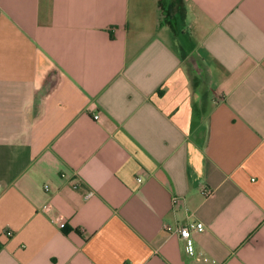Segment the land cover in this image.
<instances>
[{
  "label": "crops",
  "instance_id": "0c3cea01",
  "mask_svg": "<svg viewBox=\"0 0 264 264\" xmlns=\"http://www.w3.org/2000/svg\"><path fill=\"white\" fill-rule=\"evenodd\" d=\"M0 264H264V0H0Z\"/></svg>",
  "mask_w": 264,
  "mask_h": 264
},
{
  "label": "built area",
  "instance_id": "2783aa9c",
  "mask_svg": "<svg viewBox=\"0 0 264 264\" xmlns=\"http://www.w3.org/2000/svg\"><path fill=\"white\" fill-rule=\"evenodd\" d=\"M94 119H97L98 116L95 115L93 117ZM78 186V182L76 181L73 184V187L76 188ZM205 195H209L210 191L208 189L204 190ZM42 212L44 213H49L51 210V207L49 204H45L42 206L41 208ZM50 221L52 223H55L58 225V227L60 229H63L65 227V220L62 217V215L60 214H53L50 216ZM166 231H170V232H175L178 234V236L186 241L187 244V248L188 251L191 253L192 252V243H191V233L194 232H202L204 230V225L201 222H190L188 223L186 226L183 227H175V228H171L169 226L165 227ZM6 236L11 237L12 236V231H11V227L9 225L6 226V231H5Z\"/></svg>",
  "mask_w": 264,
  "mask_h": 264
}]
</instances>
